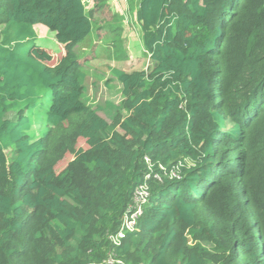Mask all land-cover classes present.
Returning a JSON list of instances; mask_svg holds the SVG:
<instances>
[{
  "label": "trees",
  "instance_id": "1",
  "mask_svg": "<svg viewBox=\"0 0 264 264\" xmlns=\"http://www.w3.org/2000/svg\"><path fill=\"white\" fill-rule=\"evenodd\" d=\"M99 8L0 0V264H264V0H138L152 64L113 70L110 122L84 101L74 52ZM38 113L49 130L79 115L58 170L49 130L31 137ZM140 186L136 227L114 244Z\"/></svg>",
  "mask_w": 264,
  "mask_h": 264
},
{
  "label": "rangeland",
  "instance_id": "2",
  "mask_svg": "<svg viewBox=\"0 0 264 264\" xmlns=\"http://www.w3.org/2000/svg\"><path fill=\"white\" fill-rule=\"evenodd\" d=\"M87 7L100 5L94 12L93 20L96 26L91 34L79 42L74 52L77 55L81 68L86 74V91L84 101L95 108L108 122L105 102L120 103L121 85L116 80L113 70L118 68L125 71L145 69L152 64L148 55L143 51L140 42V31L135 23L134 11L138 0H83ZM0 25V29H1ZM36 44L43 46L52 55L51 63L60 62L64 49L57 44L54 33L42 24L35 25ZM199 33V27H194ZM48 105V101H47ZM79 115H73L63 126L49 130L42 115L33 116V132L31 137L37 140L46 130L45 145L50 148L48 158L55 159V169L63 167L72 155L66 151L60 155V145L67 135L73 133ZM77 147H86L82 140H78ZM10 155L9 152H7ZM57 160V161H56Z\"/></svg>",
  "mask_w": 264,
  "mask_h": 264
},
{
  "label": "built area",
  "instance_id": "3",
  "mask_svg": "<svg viewBox=\"0 0 264 264\" xmlns=\"http://www.w3.org/2000/svg\"><path fill=\"white\" fill-rule=\"evenodd\" d=\"M147 196L144 186L138 187L133 196L134 204L130 206L121 219L119 230L111 240L114 244H117L119 240L124 236L125 232L133 231L136 227V222L142 213L141 203L144 202Z\"/></svg>",
  "mask_w": 264,
  "mask_h": 264
},
{
  "label": "crops",
  "instance_id": "4",
  "mask_svg": "<svg viewBox=\"0 0 264 264\" xmlns=\"http://www.w3.org/2000/svg\"><path fill=\"white\" fill-rule=\"evenodd\" d=\"M34 30H35V26H34ZM35 32H36V30H35ZM58 45H60L59 43H57ZM61 46V45H60ZM62 47V46H61Z\"/></svg>",
  "mask_w": 264,
  "mask_h": 264
},
{
  "label": "clouds",
  "instance_id": "5",
  "mask_svg": "<svg viewBox=\"0 0 264 264\" xmlns=\"http://www.w3.org/2000/svg\"><path fill=\"white\" fill-rule=\"evenodd\" d=\"M57 42V41H56Z\"/></svg>",
  "mask_w": 264,
  "mask_h": 264
}]
</instances>
